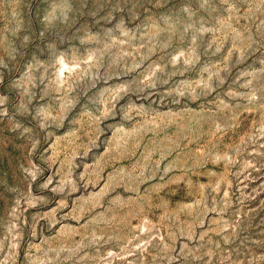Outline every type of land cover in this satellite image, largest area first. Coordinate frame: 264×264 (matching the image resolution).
Wrapping results in <instances>:
<instances>
[{
  "label": "rangeland",
  "instance_id": "rangeland-1",
  "mask_svg": "<svg viewBox=\"0 0 264 264\" xmlns=\"http://www.w3.org/2000/svg\"><path fill=\"white\" fill-rule=\"evenodd\" d=\"M0 264H264V0H0Z\"/></svg>",
  "mask_w": 264,
  "mask_h": 264
}]
</instances>
